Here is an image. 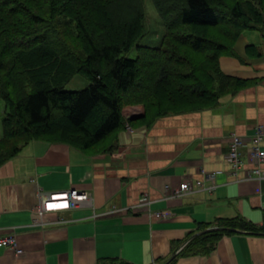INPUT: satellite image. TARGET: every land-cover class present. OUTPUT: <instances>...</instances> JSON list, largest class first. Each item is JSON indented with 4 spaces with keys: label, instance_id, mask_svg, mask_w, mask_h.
<instances>
[{
    "label": "crops",
    "instance_id": "crops-1",
    "mask_svg": "<svg viewBox=\"0 0 264 264\" xmlns=\"http://www.w3.org/2000/svg\"><path fill=\"white\" fill-rule=\"evenodd\" d=\"M233 49L219 68L247 83L213 108L146 124L141 105L125 106L111 151L33 140L0 165V238L14 236L22 251L0 245V264H264V234L239 229L208 253H179L200 225L240 219L264 227V180L246 177L248 146L236 176L226 160L231 134L248 140L264 126V35L244 31ZM201 170L220 172L213 192L173 195L181 182L202 179ZM70 189L88 192L91 206L44 213L35 225L40 199Z\"/></svg>",
    "mask_w": 264,
    "mask_h": 264
},
{
    "label": "trees",
    "instance_id": "trees-1",
    "mask_svg": "<svg viewBox=\"0 0 264 264\" xmlns=\"http://www.w3.org/2000/svg\"><path fill=\"white\" fill-rule=\"evenodd\" d=\"M152 3L163 27L155 47L139 43L144 0H0V165L33 140L111 151L125 127V105H141V121L150 124L213 108L247 83L224 75L219 58L234 55L242 32L264 35V0ZM133 48L136 56L126 57ZM76 74L88 85L66 91ZM207 228L200 225L179 253H208L234 229L264 234L240 219Z\"/></svg>",
    "mask_w": 264,
    "mask_h": 264
},
{
    "label": "built area",
    "instance_id": "built-area-1",
    "mask_svg": "<svg viewBox=\"0 0 264 264\" xmlns=\"http://www.w3.org/2000/svg\"><path fill=\"white\" fill-rule=\"evenodd\" d=\"M263 140L264 126L261 125L254 126L253 134L248 140L236 134H231L226 160L230 165L232 175L236 176L238 171L242 168L244 163L241 158V149L248 146V156L253 167L247 170L246 177L264 180V169L261 168V164L264 162V149L261 148ZM219 173V171L205 172L201 170L202 179H189L181 182L177 188L173 190V195L183 196L196 190H204L211 193L217 186L215 177ZM91 204L90 194L83 190L70 189L60 193H50L46 197L41 198L36 206L34 210V223L35 225L42 224L41 218L44 213L71 210L84 205L91 206ZM162 216L163 214L160 212L155 213V217L157 218H162ZM0 245L12 248L18 255L22 253V251L17 248L14 236L0 238Z\"/></svg>",
    "mask_w": 264,
    "mask_h": 264
},
{
    "label": "rangeland",
    "instance_id": "rangeland-1",
    "mask_svg": "<svg viewBox=\"0 0 264 264\" xmlns=\"http://www.w3.org/2000/svg\"><path fill=\"white\" fill-rule=\"evenodd\" d=\"M226 3H231L233 0H224ZM144 7H145V30L146 34L139 42L141 45L155 47L158 45L162 32L163 27L161 23V19L158 16L154 5L152 3V0H144ZM249 7L244 6L243 11L246 13V11ZM246 10V11H245ZM250 10V9H249ZM247 14V13H246ZM223 19V18H222ZM137 54L136 48L131 49L127 54L126 57L128 58H134ZM88 85V80L82 76V75H74L73 78L67 83L65 86L66 91H80ZM125 106H131V105H125ZM124 106V107H125ZM134 106V105H132ZM4 106L3 103H0V112L3 114ZM2 135V126L0 122V137Z\"/></svg>",
    "mask_w": 264,
    "mask_h": 264
},
{
    "label": "water",
    "instance_id": "water-1",
    "mask_svg": "<svg viewBox=\"0 0 264 264\" xmlns=\"http://www.w3.org/2000/svg\"><path fill=\"white\" fill-rule=\"evenodd\" d=\"M209 230H214V228H213V229H212V228H211V229H208V230H206V231H209Z\"/></svg>",
    "mask_w": 264,
    "mask_h": 264
}]
</instances>
